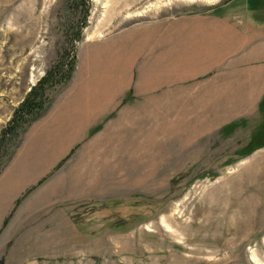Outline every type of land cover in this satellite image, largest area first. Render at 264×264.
Instances as JSON below:
<instances>
[{"label": "rangeland", "instance_id": "1", "mask_svg": "<svg viewBox=\"0 0 264 264\" xmlns=\"http://www.w3.org/2000/svg\"><path fill=\"white\" fill-rule=\"evenodd\" d=\"M225 14L262 25L264 0H0V182H23L3 264H264V92L236 115L221 96L239 93L238 53L180 75L162 43L172 20ZM96 52L118 55L111 74ZM100 75L110 92L76 129Z\"/></svg>", "mask_w": 264, "mask_h": 264}, {"label": "crops", "instance_id": "2", "mask_svg": "<svg viewBox=\"0 0 264 264\" xmlns=\"http://www.w3.org/2000/svg\"><path fill=\"white\" fill-rule=\"evenodd\" d=\"M152 32V35L149 34V41L153 40L154 45L155 43H160L161 38L155 36L158 31L154 30ZM163 39L162 43H165L167 39L169 49L174 54L169 55L167 67L170 68V72L173 69L178 70L177 72L180 75L197 73L208 67H219L215 64L223 61L227 52V55L238 53L239 59L244 64L247 62L244 71L239 72V75L243 76L239 80L241 83H238V86H234L239 93L233 95L226 94L221 97L234 102L233 108L242 109V111H233L236 115H240V112L248 114L255 112L256 99L258 98L257 93L258 91L259 94L264 92V24L258 25L254 22L248 24L242 18L239 19L238 16H231L229 14L208 19H177L170 21L168 37H164ZM182 49H184V52L179 53ZM222 52L224 53L222 54ZM95 54L98 61L92 59V72L107 71L111 74V68L117 63L118 55H108L105 57L102 52H96ZM157 60L152 59L151 62ZM144 67L143 65L142 69ZM144 70L145 68L142 72ZM116 76L114 77L116 78ZM94 82L96 84H93ZM110 87L109 83L101 75L98 78L96 76L88 78L83 83L78 95V98L83 99L80 104L82 110H72V113L68 116L74 119L71 125L76 123L77 129L78 123L86 118V114L89 115L88 108L91 107L89 109L91 110L92 107L99 105L110 92ZM229 115L232 114L230 113ZM49 139L51 138L48 135L46 141ZM42 144L47 145V142H43ZM36 146L37 144L33 145L32 149ZM13 182L14 180L6 182L11 187L9 191L4 187V179L0 182V211H5L17 198L16 195L11 196V191L21 186L23 182L19 181L16 185ZM29 201L30 199L28 198L23 204L25 205Z\"/></svg>", "mask_w": 264, "mask_h": 264}, {"label": "trees", "instance_id": "3", "mask_svg": "<svg viewBox=\"0 0 264 264\" xmlns=\"http://www.w3.org/2000/svg\"><path fill=\"white\" fill-rule=\"evenodd\" d=\"M72 70V68H71ZM70 72L66 73L65 78L70 77ZM57 73H49L45 78L41 80V82L31 90L29 96L25 100L26 102L21 107V113L19 115L20 119H23V121L27 119H32L30 117L35 115L36 110L42 109L44 106V93L43 91V85L46 83V81L52 79L55 80ZM0 264H3V261H0Z\"/></svg>", "mask_w": 264, "mask_h": 264}, {"label": "bare ground", "instance_id": "4", "mask_svg": "<svg viewBox=\"0 0 264 264\" xmlns=\"http://www.w3.org/2000/svg\"><path fill=\"white\" fill-rule=\"evenodd\" d=\"M85 109V108H84ZM82 110V109H81ZM78 114V113H77ZM80 121V120H79ZM80 123V122H79Z\"/></svg>", "mask_w": 264, "mask_h": 264}]
</instances>
